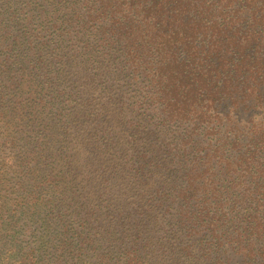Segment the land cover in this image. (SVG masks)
I'll return each mask as SVG.
<instances>
[{"label":"trees","instance_id":"1","mask_svg":"<svg viewBox=\"0 0 264 264\" xmlns=\"http://www.w3.org/2000/svg\"><path fill=\"white\" fill-rule=\"evenodd\" d=\"M0 264H264V0H0Z\"/></svg>","mask_w":264,"mask_h":264},{"label":"rangeland","instance_id":"2","mask_svg":"<svg viewBox=\"0 0 264 264\" xmlns=\"http://www.w3.org/2000/svg\"><path fill=\"white\" fill-rule=\"evenodd\" d=\"M122 192H124L125 193V191H122ZM129 196H133V194L132 193H130V195ZM119 198H120V196H119ZM118 198V199H119ZM122 202L124 203L125 202V200L124 199H122ZM127 202H130V200H128Z\"/></svg>","mask_w":264,"mask_h":264}]
</instances>
